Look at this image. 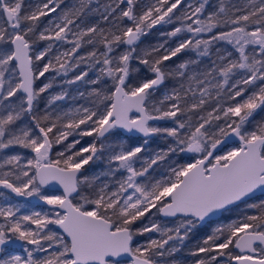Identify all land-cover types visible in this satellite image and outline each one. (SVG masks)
Instances as JSON below:
<instances>
[{"label": "snow or ice", "instance_id": "6c2138e0", "mask_svg": "<svg viewBox=\"0 0 264 264\" xmlns=\"http://www.w3.org/2000/svg\"><path fill=\"white\" fill-rule=\"evenodd\" d=\"M62 2L44 0L27 11L22 10L23 0H0V45H8L0 47V154L15 146L35 154L24 165L18 154L0 155V170L7 168L0 171V187L51 206L48 212L19 215V204L0 207V253L16 244L25 253L7 254L0 264H162L180 251L198 223L240 203L258 208L259 215L215 228L191 253L199 257L194 264H264V201L248 203L257 190L264 193V123L246 126L257 109L264 110V0H249L243 8L233 5V15L221 0L204 19L208 0L188 4L176 17L181 26L161 35H191L175 47H166L165 41L146 49L140 48L141 37L157 25L173 23L174 10L184 0H155L139 14L134 11L138 0H113L101 13L110 24L107 29L81 27L84 20L77 24L86 11H98L89 8L93 0H80L79 7L61 12L37 33L40 18L55 13ZM38 41L48 43L34 50ZM57 42L71 48L41 66ZM221 42L238 55L221 48L213 52ZM85 45L91 50L81 54ZM182 51L196 57L170 67L166 62ZM203 58L210 60L207 69L200 68ZM81 65L96 68L95 79H87L89 72L81 70L68 84H104L88 93L94 98L90 106L55 118L47 112L36 115L38 98L52 86H37L36 81L50 70L67 75ZM172 78L179 85L157 96ZM66 95H53L49 106ZM211 100L215 106L202 114ZM26 115L31 124L19 125ZM127 134H139L142 142L113 147L114 139ZM69 137L71 142L51 159L54 144ZM85 137L92 139L82 144ZM155 137L163 138L166 147L149 150ZM189 153L195 154L189 162L169 164L165 179H149L154 166ZM104 159L102 174L112 177V184L82 171ZM53 182L62 194L42 191ZM156 215L177 222L168 227L150 219ZM138 221L141 226L134 228ZM151 233L159 238L149 235L145 243L135 242V237Z\"/></svg>", "mask_w": 264, "mask_h": 264}, {"label": "rangeland", "instance_id": "374dc122", "mask_svg": "<svg viewBox=\"0 0 264 264\" xmlns=\"http://www.w3.org/2000/svg\"><path fill=\"white\" fill-rule=\"evenodd\" d=\"M44 0H23V9L31 11L35 8L37 4H42ZM113 0H93L92 4L89 5V8L91 9H98V11H86V15L81 17L80 19H77V24H80L81 20H84V23L81 24V27L85 26H91L92 24H97L101 28H109L110 24L106 23L101 18V13L104 11V7L108 5L109 3H112ZM201 0H184L183 4L178 6L176 10H174L173 14V23L171 24H162L157 25L155 28L148 31V34L146 36L141 37V43L140 48H150L151 46L158 45L160 43H164L167 41L166 47H175L176 44L179 42V40L184 39L191 34L187 32H182L178 35V37L169 38L166 35H161V33H167L172 31L175 27L181 26V21L177 20L176 17L181 16L183 11L187 9L188 4H192L193 6H197ZM155 3V0H138V3L136 4L134 11L136 13L142 12V10H145L146 7L149 4ZM221 0H208L207 5L205 6L204 15L201 16V19H204L208 13L215 12L219 6H220ZM224 6L226 9H228V15L234 14V9L232 8L233 5L239 8H243L245 5L249 4V0H223ZM80 0H63V2L60 4V7L57 9L55 13H51L47 17H41L40 20L37 22V29L36 32L39 33L40 31H43L45 27L49 26V21H55L58 19L61 12L72 9L73 7H79ZM127 5L122 4L120 7L125 8ZM238 14V13H236ZM111 20V17H110ZM185 23H190V21H186ZM73 31H76L75 28H73ZM71 38V36H70ZM206 38V35L205 37ZM30 39L35 40L36 36H30ZM87 39V38H85ZM48 41H38L35 45L34 50H42L46 45ZM0 47H8V45H0ZM90 45H85L84 48L81 49V54L90 51L91 50ZM98 47L101 48L102 46ZM71 45L67 43H61L57 42L56 45L53 48V52L49 55V57H46L44 61L39 62V64L42 66L43 63H46L48 59L52 58L55 54L58 52H63L66 49H70ZM215 48H221V49H227L228 51H232L234 54V57L238 54L235 53L234 49L231 45L224 44L223 42L215 45L213 48V52H215ZM249 52L252 51V48L249 47ZM196 57L195 52L192 51H182L180 54H178L177 57H174L172 61L166 62L170 67L175 68L176 65L181 63L182 61L194 59ZM213 59H215V56H213ZM53 63L55 61L53 60ZM136 62L133 61V67H136ZM210 66V60L208 58H203L202 63L200 65L201 69H207ZM36 67V62L34 61V68ZM58 67V65H57ZM98 68V66H97ZM81 70H87L89 72V76L87 79H95L97 75L96 68L89 69L86 65H81L80 69L76 70H69L67 75L60 72L58 74L57 71L50 70L48 73L45 74L44 77H40L39 80L36 81L37 86H42L44 83H51V87L44 93L41 94V96L38 98L36 105H35V114L38 116H43L46 112L49 113L52 118H55L56 115H62L64 112H67L69 110L74 111L76 108L81 106H90V102L93 97H89L88 93L91 91L92 88L98 87L103 88L104 84L103 82L99 85H92L85 82H77L75 84H68V80L74 79L75 75H77ZM239 78V73L237 74V77ZM180 83L178 78H172L165 81V84L161 86L160 91L157 93V96H161L166 91H171V89L174 86H178ZM193 87L195 88V84H193ZM213 91V95L215 94V90ZM60 93H67L65 99L56 101L54 104L49 106L48 101L53 95L60 94ZM80 93H84V96H81ZM199 94L197 93V96ZM191 94H189V103L191 102ZM223 99V98H222ZM215 106V100H211L204 109V112L202 114H206L207 111H210ZM44 113V114H43ZM195 119V117H194ZM162 125L165 122H160ZM264 123V110L257 109V111L253 114V117L250 118V123L246 126L248 128H254L257 124ZM19 125H29L31 124V118L30 116H24L21 121L18 122ZM129 136L131 135H122L112 141L113 147L120 143H124L126 146H135L136 143H141L142 138L139 136H131V139H129ZM91 137H85L84 140L81 142L84 144L87 141H90ZM72 137H69L68 141H65L63 144L55 145L53 146L50 154L51 159H56V154L59 151H62L64 148V144L71 142ZM234 146L232 143L229 144V147ZM80 147V145H77V149ZM149 150H158L159 148L166 147L165 140L161 137H155L152 140L149 141ZM117 150H119L117 148ZM18 154L22 157L21 159V165H24L27 163L28 159H31L35 154L32 153L29 149H25L19 146H15L13 148L5 150L3 154L0 155H14ZM107 155V153H106ZM195 154H180L179 156H172L170 160L166 162H161L158 167H155V171L153 172L150 170L151 176L149 179L157 180V179H165L167 177L168 173V166L170 163H186L189 162V158L192 157ZM141 163H137L136 167H141ZM107 169V159H104L102 161H97L95 163L90 162L89 165H85L84 169L82 171L85 172L86 175L93 176L98 175L100 176L99 183H109L112 184L113 178L104 176L102 173L106 171ZM7 168L0 170V171H6ZM117 179L119 178V174H117ZM45 194L49 195H60L62 194V191L51 189L48 187H44L42 189ZM0 193H3V196H0V207L7 206V205H20V213L19 214H30L34 211H39L41 213L48 212L49 207L41 206L38 204H35L31 201V197L25 198V197H19L15 193H12L11 190L5 189L3 187H0ZM262 201H264V195H257L251 199L248 200L249 204H259ZM155 211V210H153ZM260 210L258 208H248L245 204L240 203L239 206H232L228 210L224 211L222 216L219 219L210 221L204 225L197 224L196 227L192 228V230L188 233L187 238L185 239L183 245L180 248V251H178L173 257H165L164 261H170L172 259H176L181 261V264H194V261L198 259L199 257L192 256L191 253L194 252L198 245H200L203 241V239L210 235L213 230L217 227L224 226L227 224L232 223L233 221H239L242 220L247 215H259ZM149 218H145L144 223H148ZM152 220H156L158 222L166 224L168 227H174L176 224L175 218H162L159 215L150 217ZM0 222H2V219H0ZM141 222L138 221L136 225L133 227H140ZM55 227V226H50ZM151 235L152 238H159L158 233H151V234H145L144 236H137L135 237V242L138 243H145ZM176 243L175 241L170 242V244ZM31 247V246H29ZM167 247V246H166ZM238 251V250H235ZM7 254H19V255H25L23 248L21 247H14L13 245L8 246L6 252L2 253L1 258H4ZM223 259V258H222ZM164 261H162V264H164Z\"/></svg>", "mask_w": 264, "mask_h": 264}, {"label": "water", "instance_id": "95a60500", "mask_svg": "<svg viewBox=\"0 0 264 264\" xmlns=\"http://www.w3.org/2000/svg\"><path fill=\"white\" fill-rule=\"evenodd\" d=\"M127 135H131V134H127ZM135 136H139V134H136ZM231 144V143H230ZM45 187H48V188H51V189H56V190H60V191H63L62 190V188L58 185V184H56L55 182H53V183H51V184H49V185H47V186H45ZM264 195V193H262L261 191H259V190H257L253 195H252V197H255V196H257V195ZM31 199H32V201L34 202V203H36V204H38V205H41V206H45V207H51V206H49V205H46V204H44L43 203V201H40L38 198H36V197H31ZM232 206H235V205H232ZM232 206H229V208L230 207H232ZM224 210H220L218 213H216L214 216H212L211 218H206V220L205 221H207V220H209V219H212V218H218V217H220L221 215H222V212H223ZM204 221V222H205ZM14 247H20V245L19 244H16V245H13ZM1 256H2V253H0V258H1Z\"/></svg>", "mask_w": 264, "mask_h": 264}, {"label": "flooded vegetation", "instance_id": "af4514ba", "mask_svg": "<svg viewBox=\"0 0 264 264\" xmlns=\"http://www.w3.org/2000/svg\"><path fill=\"white\" fill-rule=\"evenodd\" d=\"M83 170V169H82ZM263 195V194H262ZM253 198V197H252ZM31 201H32V199H31ZM33 202V201H32ZM34 203V202H33ZM36 204V203H35ZM50 208V207H49ZM231 208V207H230ZM224 211H226V210H224ZM224 211L222 212V214L224 213ZM222 216V215H221ZM220 216V217H221ZM220 217H218V218H212V219H209V220H207V221H205V222H201V223H199V224H201V225H204V224H206V223H208V222H210V221H213V220H216V219H219Z\"/></svg>", "mask_w": 264, "mask_h": 264}, {"label": "trees", "instance_id": "16d2710c", "mask_svg": "<svg viewBox=\"0 0 264 264\" xmlns=\"http://www.w3.org/2000/svg\"><path fill=\"white\" fill-rule=\"evenodd\" d=\"M44 114V113H43Z\"/></svg>", "mask_w": 264, "mask_h": 264}]
</instances>
